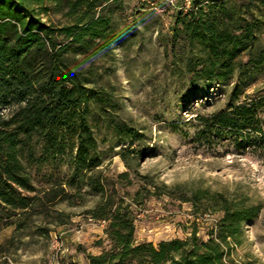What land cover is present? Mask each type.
<instances>
[{"label":"rangeland","instance_id":"rangeland-1","mask_svg":"<svg viewBox=\"0 0 264 264\" xmlns=\"http://www.w3.org/2000/svg\"><path fill=\"white\" fill-rule=\"evenodd\" d=\"M176 2L123 0L111 47L85 63L90 85L97 91L85 110L97 138L103 175L123 186L121 193L129 192L125 198L136 209V238L154 244L186 238L195 228L207 239L220 217L219 212H194L190 201L168 195L170 190L189 195L194 189L206 188L259 204L257 216L242 224L232 264H264V152L238 149L230 129L211 132L215 114L227 108L236 85V103L251 104L264 97V63L245 64L248 47L232 58L235 69L224 79L190 72L201 57L206 58L207 50L205 44L190 42L182 32L175 46L171 44ZM191 7L185 0L183 9ZM44 18L67 21L54 11ZM256 41H264V27L257 31ZM260 114L264 119V108ZM119 121L136 127L139 137L117 134L114 126ZM127 148L133 150L130 166L120 154ZM41 152V143L35 144V159L28 161L25 153L22 159L38 187L64 183L67 195L52 205L64 215L58 217L55 211L48 216L34 214L25 219V227L16 229L6 217L14 211L6 208L0 213V264H89L88 253H100L109 246L107 222L86 212L99 196L87 187L85 178L69 182L73 175L67 154L56 160ZM135 169L152 177L159 194L146 193ZM124 171H129L128 178L120 176ZM140 188L138 202L132 201Z\"/></svg>","mask_w":264,"mask_h":264},{"label":"trees","instance_id":"trees-1","mask_svg":"<svg viewBox=\"0 0 264 264\" xmlns=\"http://www.w3.org/2000/svg\"><path fill=\"white\" fill-rule=\"evenodd\" d=\"M189 2L192 7L187 11L183 9L185 0L175 4L171 44L175 46L182 32L190 42L206 45V58L201 57L190 72L224 79L235 69L232 58L248 47L244 63H264V41H256L257 31L264 27V0ZM122 7L123 0H0V213L6 208L14 211L6 217L16 229L25 227V219L34 214L48 216L55 211L58 217L64 215L52 208L67 193L64 183L38 187L22 159L25 153L33 161L35 144L41 143L42 156L70 157V183L85 178L87 187L99 196L86 212L107 222L109 246L100 253H88L89 264H232L242 224L257 216L259 204L206 188L194 189L189 195L170 190L168 195L190 201L194 212H219L220 217L207 239L195 228L186 238L154 244L136 238V209L125 198L129 192L121 193L123 186L103 175L97 138L85 110L90 96L97 93L85 63L111 47ZM51 11L61 13L67 21L45 20L44 15ZM237 90L236 85L227 108L215 114L211 132L230 129L238 149L263 153L264 138L259 140L258 135L264 137L260 114L264 97L251 104L236 103ZM114 128L117 134L132 139L140 135L136 127L123 121ZM130 149L120 152L128 166ZM134 173L144 181L146 193L159 194L150 175L138 169ZM120 176L128 178L129 171ZM132 183L129 179L128 184ZM141 192L142 188L136 190L132 201L138 202Z\"/></svg>","mask_w":264,"mask_h":264},{"label":"built area","instance_id":"built-area-1","mask_svg":"<svg viewBox=\"0 0 264 264\" xmlns=\"http://www.w3.org/2000/svg\"><path fill=\"white\" fill-rule=\"evenodd\" d=\"M103 221H105V220H103Z\"/></svg>","mask_w":264,"mask_h":264}]
</instances>
